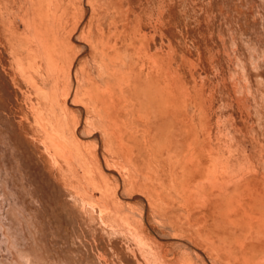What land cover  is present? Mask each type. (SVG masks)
I'll return each mask as SVG.
<instances>
[{"label": "bare ground", "instance_id": "1", "mask_svg": "<svg viewBox=\"0 0 264 264\" xmlns=\"http://www.w3.org/2000/svg\"><path fill=\"white\" fill-rule=\"evenodd\" d=\"M148 1L0 0V98L26 142L16 135L22 143L18 137L12 145H20L42 191L48 188L53 222L68 221L66 237L82 230L98 264H264V154L246 150L263 149L264 114L241 83L257 61L264 73L251 0H187L236 46L230 70L242 78L232 91L251 98L250 126L229 121L240 113L235 103L215 110L225 120L221 133L197 100L178 101L181 112L173 111L179 85L172 42L184 55L202 44L174 32L179 19L162 27L161 16L158 42L147 36ZM163 1L173 9L180 3ZM3 164L17 165L9 158ZM132 199L136 206L128 208ZM20 255L23 264L45 263L34 241Z\"/></svg>", "mask_w": 264, "mask_h": 264}, {"label": "rangeland", "instance_id": "2", "mask_svg": "<svg viewBox=\"0 0 264 264\" xmlns=\"http://www.w3.org/2000/svg\"><path fill=\"white\" fill-rule=\"evenodd\" d=\"M152 2L156 3V6L155 4L153 5ZM152 2L151 0H149L147 2L146 8H143L142 10L143 13L142 18L145 19V22L143 20V25L145 26L144 33L147 36H150L151 34H153L152 35L153 38L157 36L156 38H154V41L156 39L158 42L159 37L161 35L160 34L161 26L163 25L162 27L164 26L172 27L173 25H175L173 26L174 32L176 31V34L177 32H179L180 36L184 34L183 36L186 40V43L196 42L198 46L202 44L197 52L191 49L189 50L188 54L186 51L185 52L186 55H184L183 53L185 50H182L184 48L181 45V43H179L178 41L172 42L174 52L176 51V49L178 51L173 54L176 57V58L173 57L174 60L173 72L179 85L177 86V90L175 91V98L173 101V111L177 115H179L181 112L180 108H182L183 103H186L187 106H190L189 104L192 101L194 103L197 100L194 103L196 106L200 105V107L204 109L206 108L205 109L206 111L213 113V116H207L206 120L207 121L210 120L211 117L214 119V121L217 120L216 122L219 124V133H221L224 132L223 125L225 124V120L224 118H222L221 115L219 116L218 112L216 111H218L219 108L221 109L222 107H226V106L229 107L230 105H233L235 103L236 107L239 105L237 108L241 107L240 109H237V111L239 110L240 113L238 112L231 113L230 116L231 115L233 116H231L232 118L229 116V121H234L239 119L246 121L245 123H247L250 126L251 123H253V119L250 116V114L254 115V113L252 112V104L249 93L240 92V91L235 93L234 90L232 91V89L234 88L233 87L234 83H239V85L243 83V85H245L252 93L250 94L251 97L253 98V101H257L259 103L258 104L259 110L257 111H262V114H264V97L262 95L264 94V91H262L263 89L260 84L263 82L262 80H264L263 78L264 73L262 68L258 65V61L255 63V66L251 65L249 67L251 70H249L247 76H242L244 80H242L240 83L238 79L242 77H240L238 74H237L238 76L234 74L236 72H232V69L230 70V68L232 67L230 63L232 64L231 61L233 60V55L235 54L236 46L231 43V39L227 36L225 31H222L220 27H219V31H216L214 27L215 23H213L212 25L206 19H203L200 16H198L194 11L193 6H191V4L187 0H180V3L176 6V9L175 8L173 9V7L170 8L167 7L163 0L161 2L160 0H152ZM250 4L252 6L254 13L253 14V18H254L253 20H255L253 22L254 27L256 29L260 28L258 30L259 33L263 32V35H261V37H263L262 39L264 41V31L261 30L262 26L260 25L262 23L264 26V21H263L264 0H251ZM163 6H165V8ZM162 10H164V13H162ZM175 11L177 13H175ZM170 13H175L176 18H175V14L171 15ZM182 16L184 18V19L182 18V20L183 21L185 20L184 22L180 20ZM159 17L162 19L163 22L162 25L160 24L161 21H159L160 19ZM163 19L167 21L166 22L167 25L164 23L165 21ZM175 19H179L176 20L178 24L176 23V21L175 22L172 21ZM170 21L173 22V25L172 22ZM176 25H179V27L177 28ZM238 28H239L238 29L239 32L242 34L243 31L248 29L246 20L242 16L240 18V22L238 23ZM184 30H186L187 32ZM158 32L160 35L158 34ZM182 32L183 34H181ZM200 41L201 42L205 41V43H201ZM177 45H179L180 47L182 46L181 52L179 51L180 47ZM204 46L205 47L207 46L206 49ZM161 51L166 52V48H163V50L161 49ZM190 52L192 54H190ZM178 53L180 54V59L181 57L183 58L185 57L186 66L182 67L183 65L181 66L182 64L180 62L181 60L180 59L177 60V58H179V56H177L179 55ZM194 53L196 55L198 54V56H196ZM256 57L258 58L259 55L257 54ZM177 61L180 62V65H178ZM199 63L200 65H198ZM178 66L182 68L181 70L183 71L184 75L182 72H180V68ZM199 66H201V68ZM195 68L198 71L194 70ZM192 69H193V73H192ZM194 71L197 73H195ZM187 72L189 74H187ZM180 73L182 74L180 75ZM230 75L232 78L234 76V78L232 79L231 77H229ZM235 78L237 79L235 80ZM180 83H183V85ZM193 83L196 84L194 85ZM196 85L198 88H196ZM228 87L231 88L228 89ZM194 92L195 93L197 92L196 95ZM226 93H228V95ZM237 97L238 99H236ZM235 99L238 101L236 102ZM260 99L262 102L260 101ZM178 101L182 105L178 104L177 103ZM7 104H10L8 103L7 99L3 100V98L2 99L0 98V264H23L20 254L24 250L26 251L29 248V245H31L33 241L38 243L39 247H41V250L44 252V260H45L44 264H89V263L93 264L92 261L94 260H95L94 264H98L96 263L98 261L95 257L97 255V253L95 252L97 251L95 250L94 247H93L94 249H92L93 245L90 238L86 236L82 230H80L77 227L78 230L73 231L70 234V237H66V232L62 231V229L63 226L65 227L68 226L67 224L68 221L65 219L62 220L61 218L58 217L56 218L57 221H55L56 222L55 223L53 222L51 214L48 215L51 209H53L52 208L53 203L47 200L49 193L48 188L45 186L44 188L46 192L42 191L43 187L42 184H40L41 182L38 181V177L33 176L32 173L29 172L30 168L27 165L26 167L24 165L25 163L24 156L22 152H20L18 149L20 145L19 146L17 145L16 148L14 147V145H12L13 140L15 138L18 139V137L21 136L23 140V136L20 133V131H18L15 119L11 115H9ZM221 105L223 106L221 107ZM243 105H246L245 108L242 107ZM242 113H244L245 115ZM248 115L250 116V118L248 117ZM217 116L218 119H216ZM10 133L12 136L10 135ZM16 135L19 136L16 137ZM21 138L19 137V141H21L22 143ZM25 144L26 142L24 141L22 145ZM246 150L247 151L256 150L258 153L260 150V152L264 154V147L262 149L259 146H254L253 148L251 146H248L246 147ZM8 158L15 161L17 165H15V167L11 166L8 169L6 164H3L5 163V159ZM34 164L35 163H30L29 165L32 167V165ZM235 168H236L235 165L231 167L232 171H234ZM16 180H18V182ZM14 181L17 183H14ZM99 192L100 191L98 189L94 191L96 197H100V194H98ZM127 204H128V208H135L136 201L132 199V201L129 200ZM131 204L134 206L133 207L130 206ZM72 226L75 225H73L72 223ZM151 234L155 236V233L151 232ZM29 238L32 241L31 244ZM35 238L37 240H35ZM23 257L27 258L24 255Z\"/></svg>", "mask_w": 264, "mask_h": 264}]
</instances>
